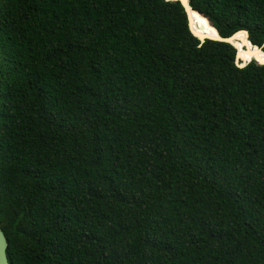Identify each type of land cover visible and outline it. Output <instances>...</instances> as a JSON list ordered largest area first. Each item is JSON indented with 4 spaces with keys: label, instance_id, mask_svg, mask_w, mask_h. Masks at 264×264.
I'll use <instances>...</instances> for the list:
<instances>
[{
    "label": "trees",
    "instance_id": "trees-1",
    "mask_svg": "<svg viewBox=\"0 0 264 264\" xmlns=\"http://www.w3.org/2000/svg\"><path fill=\"white\" fill-rule=\"evenodd\" d=\"M189 3L264 43V0ZM235 57L179 2L0 0L8 264H264V65Z\"/></svg>",
    "mask_w": 264,
    "mask_h": 264
},
{
    "label": "water",
    "instance_id": "water-1",
    "mask_svg": "<svg viewBox=\"0 0 264 264\" xmlns=\"http://www.w3.org/2000/svg\"><path fill=\"white\" fill-rule=\"evenodd\" d=\"M166 1L167 2H179L181 4V6L183 7V9L187 15L189 30H190L191 34L200 41L201 44L206 39L230 44L231 46H233L236 49L235 65L238 68H244L251 61H255L259 65H264V61L256 60L255 58H253V56H251V58L249 60L242 59L240 57V55H239L240 50L247 51V46H242L241 49H238L236 47V44L238 43L237 42L238 38L236 37L237 35H241L244 37L243 41H241V43H246L250 46V48H251L250 54H254V52L264 54V43L260 47L253 45L249 40V33L247 31L240 30V31L235 32L234 34H232L229 37H222V36H220L218 31L213 26H211L210 23L206 20L207 23L210 25L211 29L215 32V36L207 35V34L201 32V28L198 27V29H197L195 27V21L193 19V15H196L202 19H204V18L198 11H196L190 5L189 0H166ZM7 246H8V244H7V241L5 239V236L0 229V264H8V259H7V255H6Z\"/></svg>",
    "mask_w": 264,
    "mask_h": 264
},
{
    "label": "bare ground",
    "instance_id": "bare-ground-1",
    "mask_svg": "<svg viewBox=\"0 0 264 264\" xmlns=\"http://www.w3.org/2000/svg\"><path fill=\"white\" fill-rule=\"evenodd\" d=\"M193 19L195 21V27L198 29L197 27V21L199 20V17L196 16V15H193ZM202 33H205L207 35H211V36H215V32L211 29V27L209 28H205L204 30H201ZM238 39H237V42L239 43L238 45V49H241L242 46H247V51H242L240 50L239 52V55L242 59H246V60H249L251 58V56H253V58H255L256 60H261V61H264V54L263 53H255L254 54H250V51H251V48L248 44L246 43H241V41H243V36L241 35H237L236 36ZM259 58V59H258ZM245 60V61H246Z\"/></svg>",
    "mask_w": 264,
    "mask_h": 264
}]
</instances>
